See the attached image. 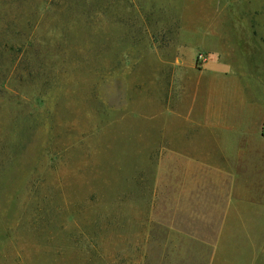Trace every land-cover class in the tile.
<instances>
[{
    "label": "rangeland",
    "instance_id": "obj_1",
    "mask_svg": "<svg viewBox=\"0 0 264 264\" xmlns=\"http://www.w3.org/2000/svg\"><path fill=\"white\" fill-rule=\"evenodd\" d=\"M201 100L242 145L218 254L264 264V0H0V264H151L156 227L220 223L221 174L191 176L196 215L173 199Z\"/></svg>",
    "mask_w": 264,
    "mask_h": 264
},
{
    "label": "crops",
    "instance_id": "obj_2",
    "mask_svg": "<svg viewBox=\"0 0 264 264\" xmlns=\"http://www.w3.org/2000/svg\"><path fill=\"white\" fill-rule=\"evenodd\" d=\"M198 88V87H196ZM201 95L203 94V91L205 88V83H202V86H199ZM213 87H211V91H213ZM197 92V93H200ZM210 93V92H209ZM195 101L194 104L198 103V96L194 97ZM205 100V99H203ZM202 101V100H201ZM200 104V103H199ZM206 103L200 104V108H198V111H201L203 115H205L203 118L204 121H206L205 124H202L198 122V126L202 129H205L207 132V137L209 139L206 142H210L213 144L210 146V148L207 146H203L204 152L198 150V148H195L192 152L195 156L189 155L191 152H187L185 150L177 149L173 150L176 151L180 155L179 160V169H181V166L185 169V178H184V184L183 188L184 191L178 192L176 196H174L173 199L178 200L179 202H186L185 205H179V210L181 213L182 210L185 213H188L187 216L190 215H196L195 213H190L191 208H189L190 201H195L197 199H202L201 194H197L196 190L198 189L199 185L196 182V179L191 176H193L197 169H210L211 173L213 175L221 174L219 175L220 180L218 181L217 185H220L221 187L227 186V172L224 171L227 168H231L228 166L233 163L234 156L233 153L241 152L242 150L240 147L242 145H238L233 148V141L231 139H223L224 136H227V138H232L233 133L230 134L227 132V129H223V125L219 123L220 120L223 119L215 109H212V106H205ZM200 112V114H201ZM198 115V114H197ZM201 117V115H198ZM213 121V122H212ZM216 121V123H215ZM211 124V125H210ZM214 127H213V126ZM222 125V126H221ZM215 126H221L220 129L216 128ZM213 127V128H212ZM231 146L229 148L227 145ZM205 147V148H204ZM170 151V150H168ZM215 153H218V156H216ZM230 153V155H227ZM232 153V154H231ZM239 156L237 157V159ZM218 176V175H217ZM223 180V181H222ZM230 184L228 185L231 187V191L222 192L221 200L227 201L226 206L224 207L223 204L219 205L220 212L217 213L216 217L219 215L221 216L220 223L211 224L209 223H200V224H192V222H187V224L181 225V224H169V225H162L158 226L155 229H161L162 236H151L149 235L146 241L147 248H154L159 249L160 252H158L160 255L155 254L153 257V262L151 264H187L186 263V253L182 252V250H186V248H198L201 249L203 246L206 247H212L214 250V254L211 256V260L208 261L206 264H234V259H230L227 256H221L218 254V250L220 248H232V242L227 240V236L223 237V233H232L234 231L233 226L231 224H227L226 218L228 217V210L233 211V194H232V186L233 182L231 179ZM179 186L181 187V181H179ZM171 197V196H170ZM207 199L208 197L205 196ZM170 199V198H169ZM218 207V206H217ZM180 215V214H179ZM230 215V214H229ZM154 229V228H152ZM218 234L214 238L208 237L207 239H202L201 236L197 237L194 234ZM171 250H179L177 252H172ZM151 257L145 259L144 264H150ZM189 264H192L189 261Z\"/></svg>",
    "mask_w": 264,
    "mask_h": 264
}]
</instances>
